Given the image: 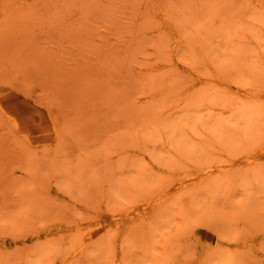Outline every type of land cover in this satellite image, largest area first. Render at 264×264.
Returning a JSON list of instances; mask_svg holds the SVG:
<instances>
[{
	"label": "rangeland",
	"instance_id": "374dc122",
	"mask_svg": "<svg viewBox=\"0 0 264 264\" xmlns=\"http://www.w3.org/2000/svg\"><path fill=\"white\" fill-rule=\"evenodd\" d=\"M0 264H264V0H0Z\"/></svg>",
	"mask_w": 264,
	"mask_h": 264
},
{
	"label": "bare ground",
	"instance_id": "6f19581e",
	"mask_svg": "<svg viewBox=\"0 0 264 264\" xmlns=\"http://www.w3.org/2000/svg\"><path fill=\"white\" fill-rule=\"evenodd\" d=\"M0 105L19 128L43 141L56 140V121L50 109L33 97L14 90L0 92Z\"/></svg>",
	"mask_w": 264,
	"mask_h": 264
}]
</instances>
